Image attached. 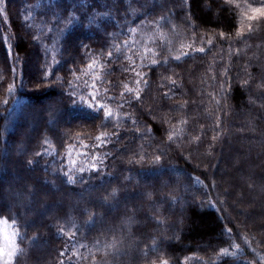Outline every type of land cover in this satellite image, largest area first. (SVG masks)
<instances>
[{"label": "trees", "instance_id": "1", "mask_svg": "<svg viewBox=\"0 0 264 264\" xmlns=\"http://www.w3.org/2000/svg\"><path fill=\"white\" fill-rule=\"evenodd\" d=\"M260 9L0 0L10 264H264Z\"/></svg>", "mask_w": 264, "mask_h": 264}, {"label": "rangeland", "instance_id": "2", "mask_svg": "<svg viewBox=\"0 0 264 264\" xmlns=\"http://www.w3.org/2000/svg\"><path fill=\"white\" fill-rule=\"evenodd\" d=\"M253 15H255V14H253ZM219 165L217 167V170L219 168ZM220 168H222V170L225 172L226 167L221 166ZM224 187H225V189L226 188L230 189V190L232 189L228 183L224 184ZM234 194L236 195V198L239 200L237 207H240L242 209H244V208L247 209L249 207L248 206L249 197L247 198V191L241 190V193H240V190H238ZM10 195H11V193H10ZM6 198H8V197L6 196ZM227 209H226L227 215L232 213L233 209L231 210V208L229 209V207ZM13 234H14V232L8 223L0 222V264H10L11 263V260H12V257H13V254L15 253V251H13V247H12V244L10 242L14 241V247L16 250V237ZM6 237H7V239H6Z\"/></svg>", "mask_w": 264, "mask_h": 264}, {"label": "snow or ice", "instance_id": "3", "mask_svg": "<svg viewBox=\"0 0 264 264\" xmlns=\"http://www.w3.org/2000/svg\"><path fill=\"white\" fill-rule=\"evenodd\" d=\"M255 11H259L261 15H264V9L255 10ZM253 18H254V17H253ZM201 51H202V49H201ZM109 55H110V53H109ZM177 59H178V57H177ZM153 63H155V61H153ZM90 67H91V66H90ZM137 75H139V74H137ZM136 83L139 84L140 81L137 80ZM125 89H126V91H128L129 93H131V92H135L137 98L139 97V91H138V90H136V89H131V88H127V85H125ZM107 115H108L109 117H111V116H113V113H112L111 111H108ZM103 136H104V134L102 133L101 136H98V137H97V139L100 140V139H102ZM169 139H171V137H169ZM93 167H95V165H93ZM80 170L82 171L83 169H80ZM13 235H15V234H13ZM6 239H7V237H6ZM10 243L12 244L13 251H15L14 241H13V242H10Z\"/></svg>", "mask_w": 264, "mask_h": 264}]
</instances>
